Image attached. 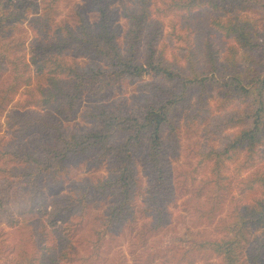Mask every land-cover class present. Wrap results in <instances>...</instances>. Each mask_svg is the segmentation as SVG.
Segmentation results:
<instances>
[{"label": "trees", "instance_id": "trees-1", "mask_svg": "<svg viewBox=\"0 0 264 264\" xmlns=\"http://www.w3.org/2000/svg\"><path fill=\"white\" fill-rule=\"evenodd\" d=\"M58 1L0 0V73L12 65V78L0 87V115L22 82L32 97L33 108L53 109L64 119L75 116L81 95L92 85L105 89L122 79L149 77L146 84L152 97L131 113L95 106L87 115L92 125L82 131H67L48 111H23L18 120L20 130L31 128L40 136L24 148L0 145V172L9 173L10 181L5 184L1 180L0 189L12 188L9 183L18 181L24 187H38L44 181L55 192L68 173L69 162L98 152L109 157V173L99 183L88 184L78 200L83 207L86 194H111L114 203L99 223L96 238L89 242V257L97 254L106 238L116 235L121 224L133 228L135 218L141 215L148 218L141 229L144 239L157 236L145 252L151 258L168 255L162 264H198V258L211 255L219 260L204 264H264V172L254 173L248 181L251 192H258L255 187L262 189L261 196L232 207L223 218L217 216L223 197L232 189V178L222 172L226 162L240 154L245 161L251 160L264 140V75L258 54L264 49V27L262 31L260 28L264 0H163L162 10L174 11L181 27L196 37L198 51L204 52L205 46L203 58L190 57L184 64L168 59L158 47L162 22L152 17L154 0H131L125 7L128 25L123 47L112 28L109 0H89L93 20L77 11L74 27L56 18ZM248 10L262 14L256 18ZM25 19L33 30L28 48L34 55L30 53L29 63L18 52L11 56L12 47L16 45L21 51L25 45L11 37L13 28ZM213 37L225 48L221 59L211 45ZM75 53L91 59L81 63L74 58ZM29 82H34L37 92L27 87ZM210 93L223 102L241 105L218 123L219 129L231 126L236 130L225 136L219 147L206 148L200 155V162L210 165L217 194L214 203L211 197L195 215L199 221L213 224L220 237L204 236L188 226H166L169 179L163 137H170L168 145H174L182 106L188 105L194 95L203 101ZM25 102L22 108L30 105L27 99ZM142 148L148 184L144 205L136 208L134 199L141 183L133 156ZM69 205L74 207V201ZM22 215L19 220L8 218L17 235L14 262L68 264L65 257L71 245L66 214L59 208L51 212L47 207H31ZM49 216L51 228L47 232L43 217L47 220ZM23 224L32 227L29 234ZM43 238L46 242L41 241ZM87 259L77 256L73 264H85Z\"/></svg>", "mask_w": 264, "mask_h": 264}, {"label": "rangeland", "instance_id": "rangeland-1", "mask_svg": "<svg viewBox=\"0 0 264 264\" xmlns=\"http://www.w3.org/2000/svg\"><path fill=\"white\" fill-rule=\"evenodd\" d=\"M89 0H59L55 6L56 18L58 20L67 21L72 27L76 24V12L81 11L88 16L89 20H93L91 6L88 5ZM131 0H109V11L113 14L112 28L118 32L117 41L124 46V32L128 25V19L125 15V7L129 6ZM152 17L162 22V35L158 47L163 50L164 55L168 59L175 58L181 63H185L188 58L193 60L203 58L205 46L202 47L204 52L198 51L197 39L194 34L180 25V20L174 11H163V0H154L152 6ZM256 9V8H255ZM170 11V12H168ZM256 18L261 16L258 11L248 10ZM264 19V18H263ZM260 28L264 27V20H261ZM32 28L23 20L22 25L13 28L11 37L16 42H24V49L18 50V46L11 48V56L16 52L25 62L30 61V53L28 46L32 40ZM211 45L218 58L221 59L225 48L222 43L215 37L211 39ZM261 71L264 75V49L259 51ZM76 58L81 63L89 62L90 57L87 54L75 53ZM29 68H32L30 65ZM12 65L10 64L0 73V87L8 83L12 78ZM149 77L140 80L131 81L122 79L111 86L100 89L96 85L88 87L79 99V107L72 119H64L55 114L53 109L36 110L32 103V97L26 93L25 82H22L10 95V100L6 105V110L0 115V145L2 148H24L35 140L34 137L40 136L28 128L20 130L21 123L18 120L23 111L31 109L37 113L41 111L56 116L62 126L69 131H82L90 127L92 122L88 118V113L93 111V107L102 106L109 110L122 108L127 112H136L151 96V88L146 84ZM168 84V83H167ZM26 85V84H25ZM31 91L35 88L34 82H29L27 86ZM102 92L97 95L96 92ZM29 106L22 108V104ZM147 99V100H146ZM146 100V101H145ZM236 106L241 107L236 101L223 102L220 97L214 93H210L203 101H198L196 96H192L188 105L182 106L180 116L178 117L177 139L174 145H168L170 137H163L164 147V165L168 176V196L169 199L165 203L169 223L167 228L182 229L188 226L194 231L200 232L207 237H220V233L215 230L213 224L201 222L196 217V209L210 203L211 197L214 203L216 198V190L213 187V173L210 165L200 162L201 152L209 147H219L225 136L233 133L236 128L231 126L221 127L218 123L228 113L234 111ZM35 107V108H33ZM31 118L30 121H34ZM31 130V131H30ZM24 145V146H21ZM257 152L251 160L245 161L243 154H240L232 161H227L223 169L224 174H228L232 178L231 192L225 195L221 202V210L218 213V219L223 218L228 211L237 205L251 202L255 197L261 196L262 189H258L256 194L251 192L249 179L254 173L264 172V140L257 147ZM146 152V149H145ZM134 164L136 175L140 179V192L135 196V207L144 205L145 190L148 184L147 173L144 163V148L134 154ZM1 165V163H0ZM10 165L5 166L9 168ZM68 173L63 175L57 191H52L44 181L40 182L38 187L28 185L24 187V183L13 182L12 188L5 187L0 189V264H16L14 262V248L17 242L15 228L8 223V218L19 220L23 217L22 213L27 212L28 208H45L53 212L55 209H61L69 220L70 230V247L66 252V261L73 264L77 256L89 257V242L96 238V231L99 229V223L104 220L109 207L114 203L111 194H86V199L81 202L78 200L79 194L87 190L88 184H97L100 179L107 177L110 160L108 156L99 155L98 152L87 154L80 157L76 161L68 163ZM3 175L6 176L3 178ZM9 173L0 172V181L3 180L8 184ZM12 182V181H11ZM74 183V185H73ZM10 186V185H9ZM260 194V195H259ZM75 198V200H73ZM74 201L75 206L71 207L69 203ZM49 218L45 222L47 232L49 226ZM133 228L121 224L116 230V235L112 239H105V243L99 247L97 254L90 256L85 264H162L168 255H151L145 252V248L156 240V237L144 239L141 234L142 225L147 217L137 215ZM40 220L39 227L43 224ZM26 225L25 229L30 233L31 226ZM43 238L41 241H45ZM37 250V249H36ZM36 254V251L35 253ZM216 256H201L197 259L198 264H204L207 261H217ZM88 261H93L88 262ZM75 264V263H74Z\"/></svg>", "mask_w": 264, "mask_h": 264}]
</instances>
